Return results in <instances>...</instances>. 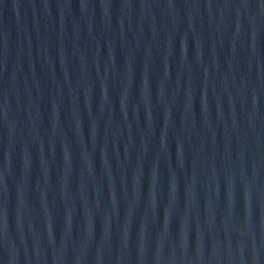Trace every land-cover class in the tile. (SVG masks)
Listing matches in <instances>:
<instances>
[{
    "label": "water",
    "instance_id": "water-1",
    "mask_svg": "<svg viewBox=\"0 0 264 264\" xmlns=\"http://www.w3.org/2000/svg\"><path fill=\"white\" fill-rule=\"evenodd\" d=\"M0 264H264V0H0Z\"/></svg>",
    "mask_w": 264,
    "mask_h": 264
}]
</instances>
